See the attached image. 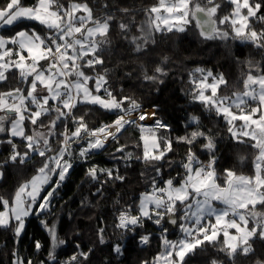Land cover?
I'll return each instance as SVG.
<instances>
[{
	"label": "snow or ice",
	"instance_id": "1",
	"mask_svg": "<svg viewBox=\"0 0 264 264\" xmlns=\"http://www.w3.org/2000/svg\"><path fill=\"white\" fill-rule=\"evenodd\" d=\"M229 3L235 6L233 11L217 20L221 5L216 0H158L157 6L147 10L148 17L139 29L142 36L133 37L131 42L140 51L152 38L153 32H183L185 26L194 21L204 39H229V31L218 27V24H227L234 33L232 38H240L245 42H252L258 48H264V31L258 33L250 25L252 18L264 20V16L258 15L264 5L257 0H229ZM242 9L246 13H242ZM122 11L128 12L127 9ZM23 20L36 21L46 27L49 33L42 37L35 30L29 32L21 29L8 38L0 35V81L7 79L6 72L16 69L21 80L29 84L26 95L19 88L0 93V113H3L0 115V133H7V143L12 147L5 163L23 164L32 154L43 158V166L28 183L18 188L11 206L8 200L0 198V206L3 208L0 210V228H10L17 239L25 230L26 218L50 211L56 190L73 168L70 159L73 156V144H81L78 157L87 160L91 153L103 149L109 138L118 139V134L126 126L137 125L143 131L144 126L137 122L156 115L154 110L149 117L130 97H121L118 100L105 87L107 80L104 75L91 77L81 70L80 61H84V65L89 68L103 64L99 53L107 42L105 38L113 20L111 13L94 18L92 9L86 2H71L65 8L58 0H38L32 7L24 6L22 0H8L6 6L0 8V28L11 27ZM119 27L125 34L129 31L126 23L121 22ZM8 45L17 46L14 60L11 59L13 49L7 47ZM88 56L91 58L85 60ZM42 61L46 64H42ZM156 72L163 74L159 67ZM196 72L200 73L198 84L201 87L194 98L201 101L208 110L222 116L229 125L237 120L243 122L240 136L255 141L253 147L259 150L255 161L256 171L254 177H246L225 169L224 182L221 185L217 182L219 177L214 168V156L207 165H202L189 148L186 161L182 164L184 175L178 185L173 179H168L164 182V187H158L153 177L151 191L140 198L139 213L131 215L128 211H122L116 224L123 231H133L134 226H140L147 219L166 233L167 228L162 226V222L167 218V223L179 227L181 239L172 242L163 237L165 251L151 264H159L160 260H163V264H185L187 255L205 242L215 243L221 234L225 238L224 248L221 250L229 257L237 254L238 250L245 255L252 252L249 241L253 237L258 236L264 240V213L256 211L258 204L264 205V74L256 77L249 74L244 82L243 93L227 97L217 95L219 86L226 83L222 76L213 77L210 71L205 73L203 69H197ZM209 77L213 80L211 84L207 83ZM144 78L149 81L157 79L156 76L147 75ZM90 80L95 82L94 89L88 86ZM208 89L210 95L205 94ZM101 90L106 98L99 94ZM78 102L99 105L113 111L116 119L98 129H89L83 117L77 118L73 115V109ZM126 102L127 107L124 106ZM252 102H255V106ZM53 114L54 118L45 126L41 118L52 117ZM69 120L73 124L71 130L67 124ZM25 121L36 126L33 134L26 135ZM192 121L195 123L196 117H192ZM61 122L64 130L59 133V146L54 149L50 138H57L56 129ZM155 124L161 128L168 127L159 120H155ZM44 127L47 128L46 131L38 130ZM229 131L239 139L232 127ZM202 136L205 133L197 131L180 139L191 145ZM16 137L25 141L26 151L17 150L13 142ZM141 138L144 141L143 160L146 163L164 159L166 152L172 149L170 141H166L161 149L151 130L148 136ZM205 138L207 143L204 147L211 152L214 143L212 139ZM116 151L123 153L124 146ZM125 158L130 159L131 154ZM155 172L159 175L160 169L155 168ZM101 173L113 178L112 169H98L96 166L89 168L86 175L96 180ZM2 175L0 172V176ZM115 178L124 179L120 176ZM45 186H48V190L42 196ZM250 219L254 222L251 228L248 227ZM42 224L47 228L52 242L53 251L49 252V259L55 261V249L65 241L58 238L55 225L49 226L43 221ZM229 229H235L236 235L230 234ZM102 233L103 229L100 230V243L104 242ZM138 242L147 244L149 236H141ZM35 247L39 250L42 245L36 241ZM76 247L79 249V244ZM113 251L120 254L122 245L116 244ZM90 252L91 250L78 251L65 264H81V260L88 259ZM12 255V264H32L16 252ZM144 264L150 262L145 261Z\"/></svg>",
	"mask_w": 264,
	"mask_h": 264
},
{
	"label": "trees",
	"instance_id": "2",
	"mask_svg": "<svg viewBox=\"0 0 264 264\" xmlns=\"http://www.w3.org/2000/svg\"><path fill=\"white\" fill-rule=\"evenodd\" d=\"M37 2L38 0H22L24 6H34ZM71 2H86L92 9L94 18L103 17L107 13L113 16L105 38L107 42L99 53L103 64L98 68L96 76H105V87L118 100L121 97H130L140 105L141 111L155 109L157 117L168 127L143 125L142 131L137 125L126 126L118 134V139H110L103 149L91 153L87 160L78 157L81 144H73V156L70 158L73 168L56 190L50 211L31 216L18 239L10 228H0V264H12L13 252L30 260L32 264H65L78 251L89 250L91 252L88 259L81 260V264H144L145 261L151 264L164 249L163 237L175 240L182 235L179 227L167 223L166 218L162 226L167 228V232L163 233L160 226L144 219L140 226H134L133 231H123L116 227L120 213H139L140 198L151 191L153 177L158 187H164V182L168 179H173L178 185L184 175L182 164L186 161L189 148L201 164L209 163L214 156V168L222 185L225 169L236 175L254 174L256 157L259 155V150L253 147L254 142L236 140L224 118L215 111L208 110L202 102L194 98L197 92V83L194 81L198 82L201 78L196 70L203 69L205 73L210 71L213 75L224 76L226 83L220 86L219 96L231 97L242 92L249 74H264V48H258L252 42H245L240 38H232L234 33L227 24H218V27L229 31V39H204L193 21L183 32H153L152 38L137 51L131 40L133 37L142 36L139 29L148 17L147 10L157 6L158 0H58L65 8ZM257 2L264 5V0ZM7 3L8 0H0V8ZM216 3L221 5L217 20L229 15L235 7L229 0H216ZM123 9L128 12H123ZM242 12L246 13V10L242 9ZM258 15L264 16V7ZM121 22L129 25L126 34L119 27ZM250 25L258 33L264 31V20L252 18ZM32 27L43 35L49 32L36 21L23 20L4 28L3 33L14 35L21 29L31 31ZM158 67L163 74L156 72ZM87 70L96 72L89 67ZM146 75L156 76L157 79L146 80ZM6 76V80L0 81V93L16 88L22 91L27 89V83L21 80L16 69L6 72ZM94 83V80L89 81L90 89H94ZM101 92L104 93L103 90ZM124 106H128L127 102ZM73 115L77 118L83 117L89 129H98L116 119L113 111L99 105L79 102L73 109ZM192 117H196L195 123ZM52 118L54 114L41 119L47 126ZM67 124L71 130L72 121L69 120ZM26 126L29 129L31 123L27 121ZM63 130L64 124L61 122L56 129L55 148L59 146V133ZM149 130L155 134L161 149L166 141L171 142L172 149L166 152L164 159L146 163L143 160L144 141L141 137L148 136ZM197 131L205 133V136L198 137L191 145L180 139ZM205 137L212 139L214 143L211 152L204 147L207 143ZM7 138V133H0V170L3 173L0 180V198L8 200L11 206L18 188L32 179L38 167L34 155L23 164L5 163L12 151ZM13 142L18 151H26L22 138H13ZM121 146H124L123 153L116 151ZM128 154H131L130 159L125 158ZM93 166L98 169H112L113 178L101 173L96 180L90 179L86 173ZM155 168L160 169L159 175ZM116 176L124 179H116ZM47 190L48 186H45L41 195H45ZM0 210H3L2 206ZM256 211L264 213V205L258 204ZM42 221L49 226L55 225L58 238L65 241L56 247L55 261L49 259V252L53 251L52 242ZM249 225L254 226V222L250 220ZM101 229L103 243H100ZM144 235L149 236V242L140 244L139 238ZM36 241L42 245L39 250L35 247ZM223 242L222 234L215 243L205 242L185 257V264H264V240L258 236L249 241L253 251L247 255L238 250L237 254L229 257L221 250L224 248ZM118 243L122 245L120 254L113 251Z\"/></svg>",
	"mask_w": 264,
	"mask_h": 264
},
{
	"label": "rangeland",
	"instance_id": "3",
	"mask_svg": "<svg viewBox=\"0 0 264 264\" xmlns=\"http://www.w3.org/2000/svg\"><path fill=\"white\" fill-rule=\"evenodd\" d=\"M26 7H32V6H26ZM243 13V12H242ZM78 14H81V13H78ZM217 16H218V13H217ZM189 25V24H188ZM89 26H91V25H89ZM187 26V25H186ZM186 26H185V28H186ZM4 28H7V26H5V27H3V28H0V35H3L5 38H8V37H11L12 35H5L4 33H3V29ZM26 30V29H25ZM32 30H35L37 33H39L42 37H45V36H47L48 35V33L46 34V35H43L42 33H40L38 30H36V28H34V27H32ZM31 30V31H32ZM31 31H29V32H31ZM7 47H9V48H12L13 49V54H12V57H11V59H16V55H15V50H16V47L17 46H15V45H8ZM25 55H27V53H24ZM91 57L90 56H88V57H85L84 59L85 60H87V59H90ZM8 58H6V60H7ZM42 64H46V62H44V61H42L41 62ZM80 64H81V70L82 71H84V73H85V75H87V76H93V75H95L96 76V74H97V71H98V68L101 66V64H97L93 69L96 71V72H88V70H87V67L84 65V61H80L79 62ZM220 76H222L223 77V79L225 80V78H224V76L223 75H213V77H220ZM254 77H256V76H258V75H253ZM247 79V78H246ZM28 80L30 81L31 80V77H29L28 78ZM213 82V80H212V77H209V79H208V81H207V83L208 84H211ZM27 83V82H26ZM27 85H28V87H29V84L27 83ZM222 85V84H221ZM220 85V86H221ZM220 86H219V88H220ZM28 87H27V89L26 90H23V92H24V94L26 95V93H27V90H28ZM200 85L198 84V82H197V91L198 90H200ZM219 88H218V92H219ZM38 90H39V86H38ZM102 91V90H101ZM218 92H217V95L219 96V94H218ZM241 93H243V91L242 92H237V93H235V94H241ZM94 94V93H93ZM102 97H105V94L104 93H102V92H100L99 93ZM205 94L206 95H210V89H208V90H206L205 91ZM234 94V95H235ZM233 95V96H234ZM232 97V96H231ZM106 98V97H105ZM198 100V99H197ZM199 101V100H198ZM201 102V101H200ZM252 105L253 106H255V102H252ZM155 110V109H154ZM233 111H236V109H233ZM3 113H0V115H2ZM224 121L226 122V124L228 125V127L230 128V127H232L233 128V131H235L236 133H237V136H239V139H237V138H235L234 136V138L236 139V140H251L250 138H248V137H243V136H240V128H241V126H242V124H243V122L242 121H239V120H237V121H234L233 122V124L232 125H229V123L224 119ZM26 122L27 121H25V133H26V135H31V134H33V131H34V129L36 128L35 126H33V125H31V127L28 129V127L26 126ZM139 124H141V125H155L156 126V124L155 123H141L140 121L138 122ZM6 127H8V125L6 124L5 125ZM39 131H46L47 129H38ZM232 133V132H231ZM233 135V134H232ZM111 139V138H110ZM254 143H255V141H253ZM50 144L52 145V147L55 149V144H56V141L54 140V139H52V138H50ZM32 155H34V158H35V162H36V165H37V167H38V169L40 168V167H42L43 166V158L42 157H40L39 155H36V154H32ZM0 172H2L1 170H0ZM37 174V173H36ZM35 174V175H36ZM3 176V175H2ZM2 176H0V180L2 179ZM29 182V181H28ZM27 182V183H28ZM26 184V183H25ZM218 207L219 206H221V205H217ZM251 220V219H250ZM250 220H249V224H250ZM214 222V221H213ZM248 227L249 228H251V227H253V226H250V225H248ZM22 235V234H21ZM181 237H182V235H180V237L178 238V239H175V240H169V241H172V242H175V241H177V240H179V239H181ZM165 251V249H163L158 255H160L161 253H163ZM158 255H156V257L158 256ZM155 257V258H156ZM154 261H155V259H154ZM159 264H163V260H160L159 261Z\"/></svg>",
	"mask_w": 264,
	"mask_h": 264
},
{
	"label": "bare ground",
	"instance_id": "4",
	"mask_svg": "<svg viewBox=\"0 0 264 264\" xmlns=\"http://www.w3.org/2000/svg\"><path fill=\"white\" fill-rule=\"evenodd\" d=\"M154 109H145L143 112L147 113L149 115V117H151V114L153 113ZM155 120H159L160 122H162L157 115H155L154 118H149L146 119L145 121H140L141 123H155ZM163 123V122H162ZM110 140V138L105 142V144Z\"/></svg>",
	"mask_w": 264,
	"mask_h": 264
},
{
	"label": "crops",
	"instance_id": "5",
	"mask_svg": "<svg viewBox=\"0 0 264 264\" xmlns=\"http://www.w3.org/2000/svg\"><path fill=\"white\" fill-rule=\"evenodd\" d=\"M87 69H88V67H87ZM88 72H90L89 70H88ZM94 94H96V93H94ZM256 171V170H255ZM217 174V173H216ZM254 175H255V172H254V174L252 175V176H249V175H243V176H246V177H254ZM217 176H218V174H217ZM218 183H219V181H217ZM222 185V184H221ZM31 216H29L28 218H26V222H27V220L30 218ZM26 225V224H25ZM229 232H230V234H233V235H236V231H235V229H229ZM225 239V238H224Z\"/></svg>",
	"mask_w": 264,
	"mask_h": 264
},
{
	"label": "built area",
	"instance_id": "6",
	"mask_svg": "<svg viewBox=\"0 0 264 264\" xmlns=\"http://www.w3.org/2000/svg\"><path fill=\"white\" fill-rule=\"evenodd\" d=\"M208 164V162H206V163H202V165H207Z\"/></svg>",
	"mask_w": 264,
	"mask_h": 264
}]
</instances>
